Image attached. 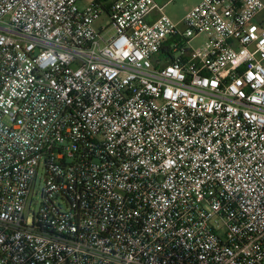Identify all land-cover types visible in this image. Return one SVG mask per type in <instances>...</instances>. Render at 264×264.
I'll return each instance as SVG.
<instances>
[{
  "label": "built area",
  "instance_id": "built-area-1",
  "mask_svg": "<svg viewBox=\"0 0 264 264\" xmlns=\"http://www.w3.org/2000/svg\"><path fill=\"white\" fill-rule=\"evenodd\" d=\"M81 1L0 0V264H264V2Z\"/></svg>",
  "mask_w": 264,
  "mask_h": 264
},
{
  "label": "rangeland",
  "instance_id": "rangeland-1",
  "mask_svg": "<svg viewBox=\"0 0 264 264\" xmlns=\"http://www.w3.org/2000/svg\"><path fill=\"white\" fill-rule=\"evenodd\" d=\"M201 0H157L160 6H165L164 12L170 16L174 21L180 20L188 10L197 5ZM91 0H82L80 6L84 7L89 4ZM166 4V5H165ZM110 22L108 15L104 14L102 18L97 22V26L99 27L101 24H108ZM206 39L205 34H201L198 37L194 38L192 41V45L194 47L200 46ZM44 184V167L42 166L40 169V173L38 179L34 185L35 192L37 193L35 196L36 201H40L41 194L40 191Z\"/></svg>",
  "mask_w": 264,
  "mask_h": 264
},
{
  "label": "trees",
  "instance_id": "trees-1",
  "mask_svg": "<svg viewBox=\"0 0 264 264\" xmlns=\"http://www.w3.org/2000/svg\"><path fill=\"white\" fill-rule=\"evenodd\" d=\"M164 52H167L169 55L171 54L169 50L163 49Z\"/></svg>",
  "mask_w": 264,
  "mask_h": 264
},
{
  "label": "crops",
  "instance_id": "crops-1",
  "mask_svg": "<svg viewBox=\"0 0 264 264\" xmlns=\"http://www.w3.org/2000/svg\"><path fill=\"white\" fill-rule=\"evenodd\" d=\"M155 1L157 2V0H155ZM262 1L264 2V0H262ZM157 3H158V2H157ZM165 5H166V4H165ZM188 11H189V10H188ZM188 11H187V12H188ZM187 12H186V13H187Z\"/></svg>",
  "mask_w": 264,
  "mask_h": 264
}]
</instances>
